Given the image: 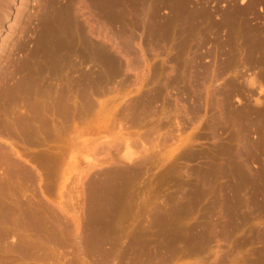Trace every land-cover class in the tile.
<instances>
[{
  "label": "rangeland",
  "instance_id": "374dc122",
  "mask_svg": "<svg viewBox=\"0 0 264 264\" xmlns=\"http://www.w3.org/2000/svg\"><path fill=\"white\" fill-rule=\"evenodd\" d=\"M0 139V264H264V0H29Z\"/></svg>",
  "mask_w": 264,
  "mask_h": 264
},
{
  "label": "bare ground",
  "instance_id": "6f19581e",
  "mask_svg": "<svg viewBox=\"0 0 264 264\" xmlns=\"http://www.w3.org/2000/svg\"><path fill=\"white\" fill-rule=\"evenodd\" d=\"M28 3H29V0H0V53L3 50L4 45L6 44V41L9 40V37L15 31L16 25L19 24L22 13H23V11L26 8ZM42 49H43V44L40 43L39 47H38L39 52H41ZM251 81H252V79H251ZM86 129H88V127ZM38 141L40 142V140H38ZM12 146H14V145H12ZM19 153H20V151H19ZM19 153H17V154L19 155ZM23 155H24V153H23ZM24 158L25 157L23 156V159Z\"/></svg>",
  "mask_w": 264,
  "mask_h": 264
}]
</instances>
